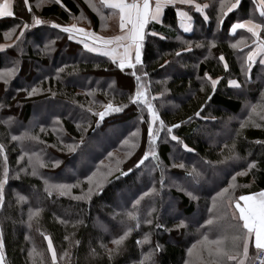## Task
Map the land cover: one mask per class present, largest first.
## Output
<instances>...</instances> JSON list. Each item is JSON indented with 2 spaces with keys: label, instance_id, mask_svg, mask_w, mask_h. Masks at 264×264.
<instances>
[{
  "label": "trees",
  "instance_id": "16d2710c",
  "mask_svg": "<svg viewBox=\"0 0 264 264\" xmlns=\"http://www.w3.org/2000/svg\"><path fill=\"white\" fill-rule=\"evenodd\" d=\"M38 2L39 0H28V6L32 9L29 12L24 0H15L14 16L0 19V43H11L4 38V33L23 22L31 23L33 14L62 25L78 23L81 27H90L100 35L115 34V30L111 28L112 19L102 20L85 0H61L65 7L53 0H44L37 7ZM197 2L214 3L218 7V0ZM254 9L253 0H242L239 9L224 18L222 26L217 25L215 8L207 10L210 17L208 22L190 10L194 30L189 34L179 29L176 10L169 6L165 9L162 24L148 25L146 31H156L167 38L160 39L159 36L151 35L146 37L143 64L137 65V75L148 73L146 77L142 76V81L147 85L150 98L156 97L153 104L159 115L166 125L179 123L180 127L173 129V134L195 151H186L181 144L171 141L166 132H161L157 152L160 161L167 166L163 188L159 184L160 170L149 171L156 163L150 160L141 169H134L119 179L115 178L119 176V172L113 171L103 190L99 194H93L91 200L74 199L87 191L86 176L92 172H97L99 176L117 167L126 171L149 147L147 121L150 117L147 109L130 103L128 99L135 92L136 80L131 75L133 70L125 68L121 71L108 57L88 52L82 44L69 40L67 33L52 28L50 24L26 30L18 47L0 51V69L11 67L14 61L19 62V71L10 81L7 91L0 81V105H4L0 107V119H7L9 116L14 118V122L7 128L0 124V142H4L8 148L12 173V178L5 186V206L0 209L6 264H40L39 256H29V251L33 248L37 253L43 254V264H51V253L47 251V241L41 232L52 238L58 254V264H139L141 252L148 251V245H137L136 240L141 239L146 232L152 233L153 243L158 242L163 246L157 256L158 264H184L189 259L187 249L207 231V227L201 228L200 225L209 218L208 208L212 207L213 198L221 188L228 187L232 175L246 168L247 163L256 160L254 175L250 173L237 176L235 183L239 186L231 194L238 197L264 190V145L255 143L258 140L264 141V121L257 119L261 127L240 129L241 122L248 116L247 105L259 101L264 92V65L257 61L252 67L251 79H246L242 64L249 49L244 48L241 52L230 45L241 36L247 37L250 34L244 30L237 31L235 35L229 33L231 24L237 20L248 19L250 14L259 19V12ZM104 13L107 15L109 12L105 10ZM80 16L85 19H74ZM18 34L19 29L13 34V39ZM50 41H54L51 45L53 50L41 53L40 49ZM185 41L191 42L192 50L182 52L177 57L176 51L189 46ZM210 41L215 42V47L209 48ZM197 44L203 46L197 47ZM221 54L229 65L228 71L224 70L223 63L219 60ZM165 60L170 63L164 65ZM58 69H63L59 76ZM205 72L213 78L222 77L215 94L211 93L210 84L203 79ZM229 79L238 80L242 85L241 89L228 86ZM32 86L44 91L29 97L23 89H30ZM90 90H95L92 95H88ZM52 92L56 95L53 96ZM209 95H212L211 100H208ZM108 101L116 105L126 104L127 107L119 113L106 116L97 125L98 117L87 113L85 109L92 106L94 110L101 111L102 105ZM80 105H84V108ZM202 105L204 108L201 115L195 116ZM55 117H60V124H54ZM78 121L85 127L90 125L83 134L84 144L75 153L60 151L62 145L58 143V136L64 143L79 141L81 132L76 128ZM40 125L45 127L46 132H40ZM61 127L64 129L63 133L59 131ZM25 129L39 134L40 139L46 142L41 144L26 141L25 150L41 152L49 165L53 160L62 162L57 167L41 169L44 178L51 183L77 184L79 181L78 186L73 187L68 195L53 193L48 196L43 179L39 176L33 177L21 172L20 179H15V173L27 160L25 158L19 165L16 163L21 148L16 142L9 143L7 133L18 135ZM137 130L139 135L135 139L138 147L129 155L128 145L122 142L126 138L132 139L130 134ZM233 142L236 145L235 151L243 159L230 160L222 165L215 164L231 155L229 147ZM109 153L112 155L109 156ZM2 163L0 160V167ZM180 163L186 167L182 169L173 166ZM193 167L202 174L199 182L186 175ZM30 171L29 168L28 172ZM173 183L192 191L197 199H191L186 192L178 191L177 187L172 186ZM153 187L156 192L141 199V223L136 228V222L127 221L124 213L132 210L133 202ZM15 193L26 196L27 200L17 204ZM29 208L41 209L38 225L34 222L31 229L26 223ZM150 209L155 211L148 216ZM145 218L153 219V224H144ZM181 218L188 227L170 232L155 227L158 222L166 228H173ZM122 220L126 223L122 224ZM229 222L235 223L227 221L225 227ZM127 226H131L133 231L126 239L123 251L109 260L103 254L100 244L113 247L111 240L122 234ZM37 227L40 231H36ZM216 234L218 233H209L210 238L214 239ZM65 236L68 237L67 240L64 239ZM75 241H79V244ZM91 249H96L101 254L92 256ZM65 251L67 256H64ZM249 255L250 264H253L256 249L252 244Z\"/></svg>",
  "mask_w": 264,
  "mask_h": 264
},
{
  "label": "snow or ice",
  "instance_id": "6c2138e0",
  "mask_svg": "<svg viewBox=\"0 0 264 264\" xmlns=\"http://www.w3.org/2000/svg\"><path fill=\"white\" fill-rule=\"evenodd\" d=\"M44 0H39L37 7L40 6V3ZM56 4H59L61 7H65L61 0H53ZM89 7L96 12L102 20H108L116 18L118 20V34L111 36L100 35L90 27L85 28L78 26V23H71L67 25H62L54 21H46L39 16L32 15L31 23L23 22L22 24L16 25L13 29L4 33V38L10 40L11 43H0V51H4L8 48L18 47L22 38L25 35V31L36 26L50 24L52 28L59 29L63 33L68 34L69 40H75L78 43L83 45V48L90 53H97L99 55L108 57L113 64H115L121 71H124L125 68L132 69L131 75L136 80L135 92L131 94L128 99L130 103L147 109L150 119L147 121V140H148V149L143 152V155L133 164L132 167L128 168L126 171L117 167L115 170L109 169L107 172L97 175V172H92L90 175L85 177L87 181L88 188L86 192H83L80 196L74 197L78 200H91L93 194H99L103 190L104 184L107 182L108 177L113 175V171L119 172V176H116V179H119L120 176H126L129 173L133 172L134 169L139 170L142 166H145L146 161H156L155 165H152L149 168L150 172L155 171L156 169L160 170V179L159 184L161 188L165 186L166 177L165 172L167 166H164L162 161L159 159L157 152V142L160 139L161 132H166V135L170 137L171 141H175L178 144H181L182 147L188 152H194L195 149L190 148L188 144L184 143L180 137L173 134V129L180 127V124L166 125L165 121L161 118L158 111L156 110L153 100L156 99L155 96L150 98L147 85L142 81V76L146 77L147 72H142L141 75H137V65H142V54L145 48L146 37L151 35L153 37L159 36L160 39H166L162 33L156 31L148 32L146 29L150 23H163L162 16L164 11L169 6H172L176 10V16L179 19L180 27L184 32H191L193 30V17L189 15L188 11H185L181 7H176L179 5H190L195 11L202 15L205 22L209 21L210 17L206 10L210 8H215L217 25L222 26L224 23V18L228 16L229 13H232L234 10H238L241 6L242 0H218V7L214 3H198L197 0H98L99 6L94 0H85ZM26 6H28V0H24ZM255 4L254 11L259 12V19L254 15L250 14L248 19L237 20L232 23L229 29L231 35H235L237 30H244L246 33L250 34L249 36H241L240 39L236 40L230 46L233 49H240L242 52L244 48L249 50L243 57L242 72L245 73L246 79H251V71L254 64L257 63V58H259V64L264 65V0H253ZM103 9L110 10L107 15H105ZM28 11L31 12L32 9L28 6ZM13 0H2L0 2V18L2 17H13ZM75 20L79 21L85 19V17H75ZM91 22L89 21V24ZM19 29V34L15 35L13 39V34L16 30ZM177 39H180L177 37ZM249 41L251 44L249 45ZM185 44H188V47H183L180 50L176 51L175 55L179 57L182 52L191 51V42L185 41ZM54 44V41H50L48 44H45L41 53L51 52L53 49L51 45ZM197 47H202V44H197ZM215 47V42H209V48ZM220 62L223 63L224 70L228 71L229 65L225 60L223 54L219 56ZM18 61H14L11 67H6L0 69V81L5 85V91H7V86L10 84V81L17 75L19 69L17 67ZM170 62L165 60L164 65L169 64ZM161 65V67H164ZM63 69L57 70V75L62 72ZM47 79V77L45 78ZM204 80L210 84L211 93L215 94L217 86L220 83L222 77L213 78L209 75L208 72L204 73ZM228 86L234 89H241V83L236 79H229L227 81ZM27 92L29 97L39 94L44 91L42 88L32 86L30 89H23ZM204 90V83L201 84V91ZM19 91V90H18ZM95 90H90L88 95H92ZM167 91V89H165ZM52 95L55 96L56 93L52 92ZM163 95V92L160 93ZM212 99V95L208 96V100ZM4 105H0L3 107ZM83 109L84 105H80ZM127 107L126 104L116 105L112 101H108L106 104L102 105L101 111H96L92 106H89L85 109L87 113H91L94 116H97L96 121L97 125L100 124L104 118L112 113H119ZM249 111L247 118L241 122L240 129L246 127H261L257 123V119L264 121V92L261 93V98L256 103H250L247 105ZM204 105L201 106V110L195 113V116L199 117L201 111H203ZM83 120L84 117H81ZM143 121V117H140ZM212 119H215L213 117ZM191 120V117H189ZM14 122V118L9 116L7 119H0V124L10 126ZM183 123V121L181 122ZM54 124H60V117L54 118ZM90 127V125L88 126ZM88 127H85L83 123L76 122V128L81 132L79 141L73 140L72 143H64L63 140L58 136V143L62 145L59 149L60 151H68L69 153H75L81 145L84 144V133L88 131ZM40 132H46V129L43 125L39 126ZM56 129L54 128V131ZM63 133L64 129L61 127L59 129ZM7 135L10 137L9 143L16 142L20 145L21 151L17 158L16 163L19 165L21 161H24L25 158L27 163L21 166L18 171L15 173V179H20V173L25 172L33 177H41L45 185V192L48 196H52L53 193H58L60 196L68 195L73 187L78 186L77 184H67V183H51L48 179L44 178L41 169L46 167H57L62 162L60 160H53L51 164L47 163L41 152L36 151H27L24 148L26 141L34 143H46L40 139L39 134H34L32 130L25 129L20 134H11L8 132ZM132 139L126 138L122 143L127 144L129 148L128 154L131 155L132 150L138 147L136 137L139 135V131L132 132ZM257 144L264 145V141H255ZM56 147L57 145H52ZM226 147H229L226 145ZM236 145L235 142L229 147L231 155L226 156L223 160H218L215 162L217 165L225 164L227 161H236L243 159L235 151ZM112 154L109 153V156ZM0 160H2V167H0V209H3L6 201V191L5 186L9 183L10 178H12V173L9 168V157H8V148L4 142H0ZM206 163L211 164L212 162L206 161ZM174 167H179L184 169L186 166L183 163L179 165H173ZM31 169L28 172V169ZM257 169V161L252 160L250 163H247L246 168H243L241 171L236 172L231 177L228 187L221 188L219 192L216 193V196L213 198L212 207L208 208L210 213L209 218L204 220L203 224L200 225L201 228L207 227V231L201 234V238L192 244L191 247L187 249L188 260H185L184 264H250L251 257L249 255L250 244L254 245L256 249L255 259L259 261V264H264V190L259 192H254L247 195H240L234 197L231 193L235 190L237 185L235 183L237 176H246L252 173L253 170ZM187 177H190L193 181L199 182L201 177V172L195 167L191 168L186 172ZM155 183V181H154ZM172 186L177 187L178 191L186 192L191 199H197L192 191H187L183 186L173 183ZM155 187L148 189L147 192H144L141 197L137 198L132 205V210L124 213L127 221H135V227H140V211L139 206L141 199L145 196H149L152 193H155ZM16 203L20 204L27 200V197L15 193ZM231 210V211H229ZM154 209L148 211V216H151L154 212ZM41 209L36 208L33 210L29 208L27 224L31 229L33 223L35 222L38 225V218L40 216ZM235 221V223H227L225 227V222ZM61 223L64 221L61 220ZM122 224H125L126 221L122 220ZM144 224L152 225L153 219L145 218L143 221ZM155 227L157 229H165L166 231L180 230L188 227L184 219H179L176 224L173 225V228H166L164 224L156 223ZM36 231H40L39 227L36 228ZM133 231L131 226L125 227L122 234L111 240L113 247L109 248L106 244L101 243L100 248L103 249V254H106L109 260H112L114 257L121 254L124 249L125 241L128 236ZM209 233H218L215 238H210ZM43 238L47 241V251L51 253V264H57L58 254L53 245V240L49 235H46L41 232ZM152 233H144L141 239L136 240L137 245H148V251L141 252V259L139 264H158L157 256L162 251V245L158 242L153 243L151 239ZM27 239V237H26ZM68 239L67 236L64 238ZM76 244H79V241H75ZM101 253H97L96 249L90 250V255L96 256ZM68 253L65 251L64 256H67ZM30 257H40V264H43V254L37 253L35 248L29 251ZM0 264H6V255H5V240L3 229L0 228Z\"/></svg>",
  "mask_w": 264,
  "mask_h": 264
},
{
  "label": "crops",
  "instance_id": "0c3cea01",
  "mask_svg": "<svg viewBox=\"0 0 264 264\" xmlns=\"http://www.w3.org/2000/svg\"><path fill=\"white\" fill-rule=\"evenodd\" d=\"M0 2H2V0H0ZM94 2H96L97 3V5H99V3H98V0H94ZM176 7H181V8H183L185 11H188L189 12V15H191L190 14V10H192L193 11V13L194 14H199V13H197L196 11H195V9L192 7V6H190V5H177ZM14 9H15V0H13V11H14ZM110 11V10H108V9H104V11ZM207 11V10H206ZM165 12V11H164ZM201 17H202V15L201 14H199ZM192 16V15H191ZM5 18H11V17H2V18H0V19H5ZM163 18H164V14H163V16H162V21H163ZM203 18V17H202ZM112 20H113V18H112ZM114 20L116 21V22H114V25H112L111 24V28L113 29V30H115V34H118V32H119V29H118V20L116 19V18H114ZM208 22V21H207ZM153 23H155V22H153ZM156 24H161V23H156ZM79 26V25H78ZM178 27H179V29L181 30V31H183V29L180 27V22H179V19H178ZM193 30H194V19H193ZM193 30L191 31V32H187V33H189V34H191L192 32H193ZM242 30V29H241ZM237 31H239V30H237ZM184 32V31H183ZM94 54H97V53H94ZM99 55V54H98ZM257 61H259V58H257Z\"/></svg>",
  "mask_w": 264,
  "mask_h": 264
},
{
  "label": "built area",
  "instance_id": "2783aa9c",
  "mask_svg": "<svg viewBox=\"0 0 264 264\" xmlns=\"http://www.w3.org/2000/svg\"><path fill=\"white\" fill-rule=\"evenodd\" d=\"M58 264V263H57ZM253 264H259V261L258 260H256V259H254V262H253Z\"/></svg>",
  "mask_w": 264,
  "mask_h": 264
},
{
  "label": "rangeland",
  "instance_id": "374dc122",
  "mask_svg": "<svg viewBox=\"0 0 264 264\" xmlns=\"http://www.w3.org/2000/svg\"><path fill=\"white\" fill-rule=\"evenodd\" d=\"M114 22H116V21L114 20V18H113V20H110V23H111L112 25H114Z\"/></svg>",
  "mask_w": 264,
  "mask_h": 264
}]
</instances>
